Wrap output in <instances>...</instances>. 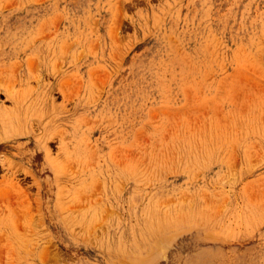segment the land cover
I'll list each match as a JSON object with an SVG mask.
<instances>
[{
    "label": "rangeland",
    "instance_id": "1",
    "mask_svg": "<svg viewBox=\"0 0 264 264\" xmlns=\"http://www.w3.org/2000/svg\"><path fill=\"white\" fill-rule=\"evenodd\" d=\"M0 264H264V0H0Z\"/></svg>",
    "mask_w": 264,
    "mask_h": 264
},
{
    "label": "bare ground",
    "instance_id": "2",
    "mask_svg": "<svg viewBox=\"0 0 264 264\" xmlns=\"http://www.w3.org/2000/svg\"><path fill=\"white\" fill-rule=\"evenodd\" d=\"M175 237V236H174ZM158 243V242H157Z\"/></svg>",
    "mask_w": 264,
    "mask_h": 264
}]
</instances>
